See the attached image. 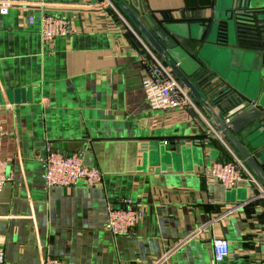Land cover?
<instances>
[{
    "label": "crops",
    "instance_id": "1",
    "mask_svg": "<svg viewBox=\"0 0 264 264\" xmlns=\"http://www.w3.org/2000/svg\"><path fill=\"white\" fill-rule=\"evenodd\" d=\"M44 1L71 19V35L44 44L40 11L25 27L16 9L0 13V158L13 175L0 189L4 264H264V198L205 176L230 155L194 111L148 107L147 42L120 4L153 27L164 14L209 16L214 0ZM49 147L81 152L102 184L47 187ZM126 199L143 216L114 235L107 205ZM214 238L230 244L218 263Z\"/></svg>",
    "mask_w": 264,
    "mask_h": 264
},
{
    "label": "water",
    "instance_id": "2",
    "mask_svg": "<svg viewBox=\"0 0 264 264\" xmlns=\"http://www.w3.org/2000/svg\"><path fill=\"white\" fill-rule=\"evenodd\" d=\"M120 4L264 183V156L259 155L264 148V0H214L209 16L204 11L199 16L182 13L181 18H160L153 27L130 11L125 1ZM222 65L227 73L219 69ZM205 70L220 75L233 89L227 98L213 93L202 76Z\"/></svg>",
    "mask_w": 264,
    "mask_h": 264
},
{
    "label": "built area",
    "instance_id": "3",
    "mask_svg": "<svg viewBox=\"0 0 264 264\" xmlns=\"http://www.w3.org/2000/svg\"><path fill=\"white\" fill-rule=\"evenodd\" d=\"M110 4L114 7L112 3ZM47 6L48 3L44 0H0V13L7 15L12 8L16 9L19 26L25 27L36 23L37 19L34 11H40V34L44 44L52 42L57 37L71 35L73 33L71 19L47 11ZM192 13L194 16H199L201 11L195 10L183 14L191 15ZM181 14L171 13L170 16L181 18L183 16ZM144 49L146 52V72L142 83L148 107L154 111L176 109L194 111L206 122L207 137L218 140L230 155L229 160L214 161L207 166L204 170L205 176L218 181L227 189L242 185L248 186L254 192L252 200L259 197L264 198V183L253 172L246 160L226 140L224 133L206 115L187 87L177 78L173 70L158 53L148 43H144ZM202 76L205 78L206 83L213 86V93L219 96L220 90L225 86L216 89L215 86L221 80L217 77L209 82L205 72ZM219 98L225 99L220 96ZM7 172V162L0 158V189L7 182L13 180V175ZM103 176L100 169L85 164L81 152L66 154L49 147L43 159V178L47 187H71L77 185L80 181H84L91 186H97L102 184ZM107 207L106 227L114 235L131 234L137 222L143 216V211L137 208L131 199L124 200L122 207H116L110 202ZM213 249L217 263L223 261L231 252L229 241L226 238H214ZM4 263L5 253L0 245V264ZM40 264H65V262L59 258L47 257ZM158 264L162 263L158 262ZM165 264H168L167 261Z\"/></svg>",
    "mask_w": 264,
    "mask_h": 264
},
{
    "label": "trees",
    "instance_id": "4",
    "mask_svg": "<svg viewBox=\"0 0 264 264\" xmlns=\"http://www.w3.org/2000/svg\"><path fill=\"white\" fill-rule=\"evenodd\" d=\"M164 17H168L167 16V14H164ZM170 17V16H169ZM205 75H206V77H207V81L209 80V82L211 81V80H213V79H215V78H217V79H219V80H221L220 81V83H216V86H215V89L216 88H218V87H221L222 88V86H225L223 89H221L220 90V92H219V96L221 97V98H225L226 96H228V95H230L231 94V92H232V88L230 87V86H228V84L220 77L219 78V76H218V74L217 73H215V72H213V71H211V70H205Z\"/></svg>",
    "mask_w": 264,
    "mask_h": 264
},
{
    "label": "rangeland",
    "instance_id": "5",
    "mask_svg": "<svg viewBox=\"0 0 264 264\" xmlns=\"http://www.w3.org/2000/svg\"><path fill=\"white\" fill-rule=\"evenodd\" d=\"M257 1H260V0H257ZM219 69H221L223 72L227 73V71H226V66H225V65H224V66H223V65H222V66H219ZM228 74L231 75L232 72H231V73L229 72ZM262 102L264 103V99L262 100Z\"/></svg>",
    "mask_w": 264,
    "mask_h": 264
}]
</instances>
